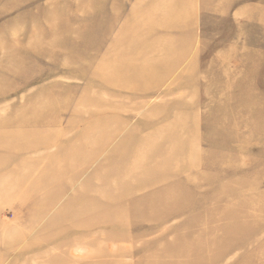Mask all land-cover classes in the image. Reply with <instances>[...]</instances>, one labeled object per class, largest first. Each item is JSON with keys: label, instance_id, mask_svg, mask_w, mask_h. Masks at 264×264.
Segmentation results:
<instances>
[{"label": "rangeland", "instance_id": "rangeland-1", "mask_svg": "<svg viewBox=\"0 0 264 264\" xmlns=\"http://www.w3.org/2000/svg\"><path fill=\"white\" fill-rule=\"evenodd\" d=\"M103 61L122 85L103 80ZM222 107L258 119L234 139ZM102 132L117 133L107 150L69 162L71 148L94 155L72 142ZM193 141V158L219 165L199 178L129 158L150 149L153 166ZM167 192L175 201L157 206ZM216 237V252L197 250ZM174 261L264 264V0H0V264Z\"/></svg>", "mask_w": 264, "mask_h": 264}, {"label": "bare ground", "instance_id": "bare-ground-1", "mask_svg": "<svg viewBox=\"0 0 264 264\" xmlns=\"http://www.w3.org/2000/svg\"><path fill=\"white\" fill-rule=\"evenodd\" d=\"M109 33H110L109 30L106 31L105 32V36H108ZM112 45H113V48H114L115 47V44L112 43ZM117 58L118 59H121L122 56L117 57ZM105 59H110V58H109V56L108 57L105 56L104 57V60ZM102 63L104 65H103V68H102V71L100 72V74L102 75L103 80L107 84H109L111 86L112 85H115V86L122 85L124 83L123 80H122V75L121 74H118V79H116L113 76L116 72L112 69L111 62L110 63H107V62L103 61ZM174 69H175V66L172 65L169 68H167V71H165L163 73L164 74L165 73L167 74L169 72L174 71ZM158 71L159 70H154V67L150 68L151 78H152V80H150V81L151 82L152 81L155 82L154 83L155 86L160 85L162 83V81H163L161 79L158 80V77L160 76L159 74L162 73L161 71H159V72ZM141 81H142V78H136V79H134V82H136L135 83V86L137 88L139 87V83ZM150 81H147V85L146 86H142L140 88H143V89L151 88V86H150L151 83L149 84ZM127 83L129 85L133 86V79H128L127 80ZM182 86H185V85H182ZM140 88H138V89H140ZM245 102L246 103H249L250 106L253 105L251 107V110H253V111L256 108L255 105H257V107L262 105L261 98L258 95H256V94L252 98H251V96H249V98H245ZM66 108L67 107H60L57 111L61 114L64 111V109H66ZM219 113H220V115L218 117V120L219 121L222 120L221 122L223 123V126H226V124H228V125L230 124V126L232 125L231 126V128H232L231 130L234 131V135H233L232 138H234V139L237 138V134H239L238 130L240 128H244V126H248L247 120H256V119H258L257 115L256 116H252V114L249 113L248 115H246L247 120H240L241 119V116H243V117H245V116L242 115V113L239 111V107H233V109H230L229 108L227 114L224 113L223 107H222V108H220ZM215 122H216V120H215ZM68 128L69 129H73V125H71V121L68 123ZM94 131H96V130H93L92 132H94ZM96 132H99V130L96 131ZM187 132L189 133V131H187ZM17 136H19V135L18 134H15V137H17ZM55 136H56L55 138L62 137L61 134H59V133L58 134H55ZM149 136H151V135H149ZM172 136H173L172 137V140H174V139L179 140L181 138H187V137H189V136H187L185 134H182L180 136H176L174 134ZM52 137H53V135L49 138L50 141L53 140V139H51ZM116 137H117V133L109 134V133L102 132L101 135H99V138L96 139V140H94V137H92V138H89V139H85V141H82V142L81 141L72 142L74 144L80 145V147H83V146L94 147V153H93L94 155H89L87 157H84L82 154L79 153V150H81L82 148H71V151L73 152V154H72V156L69 157L70 158L69 159V162L71 164H73L74 166L76 164H78V163H83L85 165H89V163H91V161L93 160V158L95 156H97L102 151H105V150L108 149V143L113 142ZM147 137H148V135H147ZM64 138L66 139V137H64ZM143 140H145V137L140 138L139 142H137V145H141V146L147 147V145L143 144L144 143V142H142ZM128 142H129L128 139H123L122 142H121V144H120V146L117 147V148L115 147L118 150L121 149V152L117 156V158H118L119 161H122L123 160V163L127 161V155H128L127 154V151H128V145L127 144H128ZM174 144H179V143L176 142ZM189 144H190V146H188V147H191L190 148L191 151L188 150L189 153L188 152L183 153V152H181V149H179L178 147H176V148H174L172 150H168V152H166V154H164V155H161L160 154V159H158L157 156H154L155 160H153V161H154V163H156V162L157 163L155 165H153V166L151 164H148L147 161H146L148 157H151L150 153H153V151L150 150V149L143 150L141 148H138V149H136V153H135V155L133 157H129V156L128 157L130 158V160H135L137 164H140V166L145 171H147L149 174H150V171H152L153 169H154V172H159L160 174L161 173L162 174H166L169 169H175L176 171L175 170L174 171H175V173L177 175H182L183 176V175L188 174V176H190L192 174V177L199 178V173L198 172L197 173H193L198 168H202V169H216L217 167H219L216 157H214V160H210V158H208V159L204 160L203 162L200 160V158H193L192 157V154H190V153L195 150L196 142H194V141L193 142H189ZM132 145H133V143H132ZM36 147L37 146L35 144H33V145L29 146L27 148V150L32 149V148L34 149ZM73 169H75V167H73ZM188 176H187V178H188ZM159 177H162L159 180L161 182V180L164 178V176H159ZM165 179H167V177H165ZM145 182L147 183V186H151L152 188L155 187L156 184L158 185V183H159L158 180H157V178H155L154 180H149V181L145 180ZM183 182H182V184H183ZM201 183H203V182L199 181L198 184H196V185L197 186H200V185H202ZM196 185L186 184V186H188V187L189 186H196ZM171 196H172L171 195V192L170 193L167 192V195H165L164 198H161L160 200H155V199L154 200L157 202V206H159L160 204H163V203L171 204V203H173V201H175V200L172 199L173 197H171ZM180 199L182 201L185 200V198H180ZM150 204L153 206V202H151ZM47 209H48V207H47ZM43 211L44 210H41V212H43ZM234 223H235V226L236 227L232 230L233 232H235L236 228H239V227H241L243 225H247V223H245V222L242 221L241 216ZM81 225H84L85 226V224H81ZM216 230L220 231V228L214 229L215 236L218 237L219 234H217ZM217 237L213 241H209L208 244H207V246L205 248L203 247V248H199L197 250H201V252H202L203 250L208 249V251L213 250L214 252H216V248H217L218 244L222 242V238L217 239ZM230 238H231V236H230ZM156 254L159 257H162L163 256V253H160V252H157ZM170 255L172 257H176V255L174 253H172ZM188 256H189V253L187 252L186 253V257L188 258ZM193 256H195V255L192 254V257ZM197 263H198L197 261H187V262L174 261L172 264H197Z\"/></svg>", "mask_w": 264, "mask_h": 264}]
</instances>
